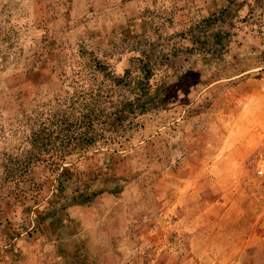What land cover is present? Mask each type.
<instances>
[{"label": "rangeland", "instance_id": "obj_1", "mask_svg": "<svg viewBox=\"0 0 264 264\" xmlns=\"http://www.w3.org/2000/svg\"><path fill=\"white\" fill-rule=\"evenodd\" d=\"M0 264H264V0H0Z\"/></svg>", "mask_w": 264, "mask_h": 264}, {"label": "trees", "instance_id": "obj_2", "mask_svg": "<svg viewBox=\"0 0 264 264\" xmlns=\"http://www.w3.org/2000/svg\"><path fill=\"white\" fill-rule=\"evenodd\" d=\"M128 75L126 74L123 79H117L118 83H121L125 80ZM146 78V77H145ZM150 87H145L143 89V94H139L138 97L133 100H126L119 105L115 106V111L108 113L104 120L101 122V130L106 129L107 131L116 132L119 128L123 127L124 123L128 121L129 118L132 119L133 116L137 114H142L147 111H150L153 107H156L160 104V99L150 96ZM84 118L87 119V122L92 125H95L91 113H83ZM132 124V120L129 122ZM90 127L87 128L85 133L80 134L79 137L68 135L63 139V146L66 148L72 143L76 142L78 144H84L89 146L94 144L98 139H109L107 138L105 132L99 133L96 130L89 131ZM117 136V134H116ZM118 137V136H117ZM113 139V138H112ZM112 141H115L114 139ZM67 149V148H66ZM65 149V151H66ZM70 153V152H69Z\"/></svg>", "mask_w": 264, "mask_h": 264}]
</instances>
